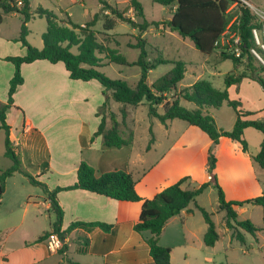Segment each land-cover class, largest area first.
I'll list each match as a JSON object with an SVG mask.
<instances>
[{
  "label": "rangeland",
  "instance_id": "rangeland-1",
  "mask_svg": "<svg viewBox=\"0 0 264 264\" xmlns=\"http://www.w3.org/2000/svg\"><path fill=\"white\" fill-rule=\"evenodd\" d=\"M100 1L30 0V6L32 11L38 6L52 10L58 19L62 21H65L69 16L79 24L90 20L95 12H99L101 20H98L93 27L97 38L100 41H106L105 43L110 47L116 48L129 62L135 61L139 49L129 46V43L136 41L135 37L139 29L134 28L127 22L117 21L113 29L104 32L102 13L107 11L102 12ZM106 1L118 6L119 9L125 10L126 15L134 17L132 8H128L129 0ZM139 1L143 7L144 16L136 19L140 23L148 22L143 32V37L146 39L147 59L153 61L154 59L163 58L169 61H184L186 72L179 83L181 85L179 88L194 82L198 75L200 78L211 80L215 87L224 89V77L234 69L233 61L229 58H219V51H215L210 55L202 53L189 38L181 36H179L181 38H178V34H173L167 30L157 33V28L162 29L164 24L155 25L152 22L169 20L172 16V8L159 5L153 0ZM250 1L259 10L264 11V0ZM21 23V14L10 13L4 16L0 24V103L1 100H5L9 87V81L7 87L5 79L10 71L11 76L14 71L13 64L4 60V57L26 53V47L22 46L21 42L17 40ZM27 27L29 29L26 36L28 44L39 49L42 48V33L47 28L46 18L33 14L27 22ZM182 39L185 43L182 42ZM71 51L76 53L77 48L73 46ZM104 63L106 64L97 69L111 78H122L129 83H134L140 77L141 68L139 66L117 64L107 62V60H104ZM252 63L255 66L257 65L255 61ZM59 64L63 65L62 63ZM171 67L172 63L170 62L157 64L155 68L148 72V83L151 84L157 80ZM39 69L44 71L38 72ZM21 73L26 76L27 85L18 92L16 104L23 109L25 115L42 116L39 122L45 126L48 125V128L44 127L42 129L44 130V138L40 136L35 142L27 141L30 135L22 137L23 142L26 141L28 144L22 147V151H18L22 158V169L11 175L12 177L7 178L8 180L6 179L5 197L12 202H17V204L21 202L22 208L16 214H11V216L8 215L5 207L1 209L0 228L9 224H17V222H20L21 214H24L20 230L17 228L11 234L13 238L10 239L9 243L12 241V244H16L18 238L24 235L35 237L43 230H49L51 222L54 220L53 211L48 210L42 203L47 195L39 185L30 182L27 174L39 180V176L35 175V171H38L39 174L42 171L43 175H41L40 181L50 185V187L69 184L75 180L72 169L81 160L94 168H98L99 164H103L106 167L116 166L126 170L131 173L138 194L145 198H151L156 190L169 183L176 182L182 176H189L184 184L187 188L199 186L201 181H207L204 179L206 175H209L206 165L208 151L211 149L217 161L215 174L224 190L226 199L244 200L264 193V168L252 162L251 159L252 167H248L249 162L244 157L246 156L245 153L256 154L260 150L263 135L255 128L244 130L243 136L248 145V150L245 153L242 151L241 145H234V141L230 138L227 139V142H222L219 147H216L206 133L190 125L185 120L174 118L168 119L164 123L157 117L149 115V104L146 100L137 105H125L114 100L109 92L103 114L100 112V115H106V128H109L112 124L109 111L114 112L119 123L120 133L127 143L121 147H107L103 144L102 135H97L96 138L94 137L96 139L95 144L87 148V146L81 145V141L85 142L88 135L91 136L90 132L98 127L101 116L95 114L101 110V105L106 100V95L102 93L103 87L101 84L97 80H91L90 82L70 80V84L65 82L66 85L63 83L65 85L63 86L61 82H57L51 77L50 71L36 66H25L24 71ZM262 75L264 78V72ZM36 76H40V79L36 80ZM58 79L60 80L61 77ZM257 85V87L241 85V89L230 88L229 92L233 98H240L245 108L260 109L263 107V91L258 83ZM68 93H70V99L66 97ZM170 96L168 95V97ZM64 98L65 101L63 102ZM68 100L69 104H67ZM181 104L189 109L195 107L194 103L186 100H182ZM123 107L127 111L124 120L121 113ZM157 110L159 113L164 112L162 105L158 106ZM6 112L8 113V115L6 114V123L12 125L17 136H22V113L15 106H10ZM62 113L69 117H66V119L59 118ZM209 113L213 116L219 129L224 131L232 129L236 119L232 107L224 103L218 108H210ZM48 115L52 118L47 119ZM34 133L33 137H36ZM77 134H80V138L77 137ZM5 137V130L0 127V171L10 167L13 163L4 154ZM99 142L103 145L102 149L98 146ZM149 145L150 147H148ZM51 154V159L54 162L53 167L45 169L40 167L41 164L44 165L49 160ZM35 163L36 165L39 164V167ZM250 177L255 181L252 185L247 184L246 179L250 181ZM28 194L33 195L30 200L39 203L25 205L26 201L29 200L26 198ZM217 198V190L212 184H209L195 199L197 205L204 207L211 214L216 230L221 235L216 248L212 250L211 248H205L203 244L199 246L192 243L186 244V246L175 245L171 249L173 260H181L184 256L185 247H187V249L195 248L199 254L205 249L213 252L214 260L212 264H264L262 207L252 203L237 206L238 219H249L259 228L255 235L241 229L245 236V242L240 243L237 239L231 237V229L229 230L225 225V213L217 209ZM195 203H190L192 211L186 215L183 221L177 219L171 221V223L185 224L195 232L202 234L205 232L207 225ZM130 205L136 207L133 206L136 205L134 203H130ZM24 207H27L25 212L23 211ZM130 232L133 233L131 230ZM134 234L137 235L136 232ZM168 242L172 241L168 240ZM74 243H71L70 251L66 255L68 258L78 259L79 262L85 264H92L94 260L98 259L89 254H79L75 249L77 241H74ZM27 245V251L32 252V256L30 255V259L28 258L26 261L23 260L21 263L15 264H32V258L35 259L34 264H57L58 262L69 264L65 255L48 254L45 240H43V243L42 241L38 243L28 241ZM63 247L64 242L63 246L57 251H60ZM14 258L15 255H12L10 259L13 260Z\"/></svg>",
  "mask_w": 264,
  "mask_h": 264
},
{
  "label": "trees",
  "instance_id": "trees-1",
  "mask_svg": "<svg viewBox=\"0 0 264 264\" xmlns=\"http://www.w3.org/2000/svg\"><path fill=\"white\" fill-rule=\"evenodd\" d=\"M162 6H169L173 9L169 20L152 22L155 25L160 23L167 26L171 31L176 32L183 38H189L193 45L204 54H211L219 51L221 57L229 58L233 61L234 69L228 72L224 77L225 88L219 89L213 83L204 78L197 79L192 84L179 88L180 81L184 78L186 63L182 60H166L163 58L150 61L147 59L145 49L146 39L143 37L148 22H138L137 17H143V7L139 0H129L128 8H132L134 17L125 14V10L112 5L106 0H101L102 4V28L104 32L113 29L117 21L129 23L134 28H138V34L134 43L129 46L139 49L138 57L135 61L129 62L127 58L116 48L110 47L106 41H100L97 38L96 31L93 28L98 20H101L100 13L95 12L92 18L83 24L74 22L69 16L65 21L58 19L52 10L41 6L31 10L30 0H0V23L5 15L18 13L22 15L20 33L17 38L22 46L26 47V53L23 55H7L4 60L9 61L14 66L13 75L9 79L6 101L0 103V127L5 130V156L12 160V165L5 170L0 171V202L5 190L6 179L15 172L20 171L22 161L19 153L14 149L9 138L10 126L6 123V111L14 104V93L17 87L23 83L21 65L32 63L36 60H47L50 63L62 62L72 80L90 81L97 80L103 87L102 93L106 95V100L101 105V110L96 115L103 114L106 106L108 93L111 97L123 104L137 105L143 100L149 104V115L155 116L162 122L168 119L179 118L185 120L190 125L199 128L207 134L213 145L219 143L221 137L230 138L241 145L242 151L248 150L247 141L244 138V130L248 127L255 128L262 133L260 150L250 155L252 162L264 168V107L260 118L254 117L259 111H251L243 107L240 98H232L229 94L231 86L238 87L243 78L256 81L262 87L264 93V78L260 74L264 71V66H252V57L245 59L235 57L230 51H225L222 47L215 45V42L221 37L223 32L228 29L229 32H236L241 38L240 47L243 51L254 44L252 29L260 25L259 18L254 12L246 6L241 0H153ZM231 3L234 7L229 10ZM33 14L45 17L47 28L42 33L43 47L37 48L31 46L26 41L29 33L27 22ZM75 46L77 52L71 51ZM102 55V56H101ZM104 60L124 65H136L141 68L139 79L134 83H129L122 78H111L100 72L97 68L103 66ZM163 62L172 63V67L161 77L152 82L147 81V75L157 64ZM243 66L241 71L239 68ZM168 95H171L168 97ZM186 100L195 104L194 108H187L181 104ZM232 107L236 114L233 127L229 131L221 130L217 127L213 116L209 113L210 108H218L222 104ZM162 105L163 113H159L157 107ZM20 109L19 107H17ZM122 118L127 115L126 109H121ZM112 124L106 128V115H100L98 127L89 138L92 142L94 137L102 135L103 144L107 147H121L127 143L122 137L118 128L119 123L115 114L109 111ZM86 140V141H87ZM152 140V139H151ZM82 145H85L83 140ZM150 147V145L148 146ZM48 164V161L44 163ZM216 165V157L212 150L207 155V170L209 179L199 186L187 188L184 186L189 176H183L176 182L168 185L158 191L151 198H143L135 188V181L131 173L124 169L116 167L112 170L102 168L103 165L94 168L87 162L81 160L76 167V180L69 185L55 186L50 189L46 183L27 174L33 184L39 185L48 199L50 208L54 213V220L49 230H44L35 239V242H41L52 232L57 233L64 241L67 232L79 226L92 227L99 226L103 230H109L110 224L101 221H80L71 222L66 229H62L63 209L57 198V192L68 189H85L90 192L107 196L116 200L141 202V208L133 230L141 233L148 231L150 235L145 238L152 264H172L170 261L171 248L159 244L160 234L166 222L173 216L178 215L182 210L192 211L189 208L190 203L194 202L196 197L209 185L217 190L218 202L217 209L225 213V225L230 230L231 237L237 239L240 243L245 242L244 230L253 235L259 229L249 219L239 220L237 206L244 203H252L262 207V221L264 227V193L246 198L244 200L226 199L224 190L218 182L216 174L213 172ZM196 208L201 212L207 225L203 235V242L206 246H213L219 239L220 234L216 230L215 223L204 207L197 205ZM3 235H0V241ZM73 264H85L74 261Z\"/></svg>",
  "mask_w": 264,
  "mask_h": 264
},
{
  "label": "crops",
  "instance_id": "crops-1",
  "mask_svg": "<svg viewBox=\"0 0 264 264\" xmlns=\"http://www.w3.org/2000/svg\"><path fill=\"white\" fill-rule=\"evenodd\" d=\"M248 1H250V0H248ZM172 12H173V9H172ZM136 21H137V19H136ZM157 30H158L157 33H162V30H167L173 34H177L176 32L171 31L165 25L162 26V29L158 27ZM177 36H178V38H181V37H179L180 36L179 34ZM182 42L185 43L184 39H182ZM219 56H220L219 58L223 59L220 54H219ZM59 63H62V62L50 63L49 61L44 60V59L36 60V61H33L32 63L22 64L21 65V72L24 71L25 66H30V67L36 66L38 68L41 67V68L46 69L47 71H50L51 77L54 78L55 80H57V82H61L62 85H63V83L66 85L67 82H68L67 84H70L71 83L70 80H72V79L69 78L68 72L65 69V67H62V66H64V64L62 63L63 65L61 66ZM252 66H255V65H253V63H252ZM255 67H258V65H256ZM242 69H243V66H241L239 68V71H241ZM37 71L42 72L44 70L39 69ZM263 72L264 71H261L260 74L262 75ZM11 74L12 73L10 71L9 75L5 79V85L7 87H8V81L11 78ZM59 77H61L62 81H61V79L60 80L58 79ZM23 79H24L23 83L17 87V89L14 93V104L12 105V106H15L16 108L19 107L20 109L17 108V110H19L22 113V117H21V122H22V124H21L22 133L21 134H22V136H17L15 134L16 132L13 131L12 125L8 124L10 126L9 138L11 140L12 145L14 146V149L17 152L22 151V147L24 145H26V146L28 145L26 143V141L23 142L22 137L30 135L29 138L27 139V141L35 142L37 139H39L40 136H42V137L44 136V130H42V129L44 127L48 128V125L45 126L44 124H40L39 121H41L42 116L32 117L29 114L25 115L23 109L20 106H17V104H16L17 94L19 91L24 89L27 85V80H26L25 75L23 76ZM37 79H40V76H36V80ZM197 79H200V76L197 75L196 80ZM73 81H75V80H73ZM78 81H81V80H78ZM90 81H86V82H90ZM65 85H63V86H65ZM241 85L256 86V87L258 86L256 81L248 79V78H243L242 81L240 82V84L238 85V87L231 86L230 88L231 89L235 88L236 90H238V89H241ZM178 86H181V85L179 84ZM186 86H188V85H186ZM186 86H183V87H186ZM58 92H60V91H58ZM229 94H230V92H229ZM66 97H67V99H70V93H68V95H66ZM230 97H232V96L230 95ZM5 101H6V96H5V100L3 99V100H1V102H5ZM64 101H65V98L63 99V102ZM262 101H263V107H264V93H263ZM69 103L70 102L68 100L67 104H69ZM263 107L260 109H255V110L248 109V108H246V109L251 110V111H259L256 115H254V117L260 118L262 116V113H263L262 112ZM6 114L8 115L7 112H6ZM49 117L52 118V116L48 115L47 119H49ZM66 117H69V116H66L64 113H62L61 116H59V118H62V119H66ZM43 118H44V116H43ZM6 121H7V117H6ZM44 123H45V121H44ZM106 125H107V122H106ZM248 128H252V127H248ZM94 131L95 130H92L90 132L91 136L94 133ZM33 132H35L34 134L36 135V137H33ZM91 136L89 134L88 137L85 139V146H87V148L92 146L96 142V139H94L92 142L88 141ZM77 137L80 138V134H77ZM227 139H228L227 137H224V136L221 137L219 143L216 144L215 146L219 147L222 144V142H227ZM43 140L45 141V139H43ZM78 143H79V141H78ZM45 144H46V142H45ZM235 144L237 146L238 145L240 146L239 142H237V141H234V145ZM79 145H80V143H79ZM81 145H82V143H81ZM98 146H100V149H102V147H103L101 142L98 143ZM245 155L246 156H244V157L249 162L248 167H252V165L250 163V155H253V154L245 153ZM51 156H52V154L50 155V158L48 160V164L47 165L41 164L40 167H44V169L45 168H52L54 162L51 159ZM20 158H21V154H20ZM21 161H22V158H21ZM216 164H217V161H216ZM35 165H36V163H35ZM99 165H103V164H99ZM36 166L39 167V164H37ZM76 167L77 166H75L72 169L73 170L72 172L75 174V180H76ZM215 167H216V165H215ZM102 168L112 170V169L116 168V166L115 167L114 166L106 167L103 165ZM215 171H216V168H214L213 172L215 173ZM35 175H38L39 180H40L42 177L41 175H43V174H42V171L40 174L38 173V171H35ZM10 177H12V176H10ZM208 179H209V175H206V178L204 180H208ZM246 180H247V184H249V185H252L255 183V181L252 180L251 177H250V181L248 179H246ZM202 182L203 181H201L200 183H202ZM72 183H69V184H72ZM69 184L56 185V186H65V185H69ZM168 185H170V183L167 184L166 186H164L163 188L167 187ZM47 186H49L50 189L54 188V187H50V185H47ZM135 188H136V184H135ZM163 188L156 190V192H154V194L157 193L158 191L162 190ZM6 189H7V181L5 184V190H4L2 197H1L0 210L5 207L8 215L11 216V214L14 215L18 211L21 210L22 203L19 202V204H17V202H12L11 200H8L5 197ZM154 194H153V196H154ZM32 196L33 195L28 194V196L26 198H28L29 200L26 201L25 205H29L30 203H33V204L39 203V202L30 200L32 198ZM57 198H58L59 203L63 209L62 229H66L68 227V225L75 220H80V221H85V222L101 221V222L110 224L111 228L109 230H103L99 226H92V227L79 226V227L73 228L72 230L67 232L65 237H64L63 249H61L60 251L53 252V251H49L46 248L48 254L58 253V254H62V255L66 256L70 251L71 243L75 244L74 241H77V244L75 246L76 251L79 254H83V255L89 254L90 256L97 257L98 259L94 260L95 264H145V263L152 264V259L149 255L148 248H147L146 242H145V238H147L150 235V233L149 232L146 233V231L138 233V232L133 230V225L138 218L140 208H141V202L140 201L131 202V201L116 200V199H113V198H110L107 196H103V195H99V194L90 192V191L85 190V189H80V188L60 190L57 192ZM143 198H145V197H143ZM42 203L45 205V207L48 210L51 209L50 208V200L48 199V197L45 196L44 202H42ZM130 203L136 204V205H133L136 207H132L130 205ZM130 207L132 209L131 213H130ZM189 208L191 209L190 205H189ZM26 209H27V207H24L23 211L25 212ZM189 213H190V211L188 212L186 210H182L178 215L171 217L166 222V224H165V226H164V228L160 234V237H159V244L162 246L170 247L171 249H173V247L175 245L186 246V244H189V243L196 244V245L198 244L199 246H202V244H203V246H205V248H211L212 250L214 248H216L218 242L221 239V235L213 246H206L203 242V235L205 232L200 234L199 232H195L192 228H190L189 226H187L185 224L171 223V221L177 220V219L183 221L186 218V215H188ZM23 217H24V214H21L20 222H17V224H9V225L7 224L8 226H3L0 228V235H3V239L0 241V264L21 263L23 260L26 261L28 258L30 259V255L32 256V252L30 253L29 251H27V248H28L27 242L28 241L35 242V239L40 234H37L35 237L24 235L23 237L18 238L17 243L15 242L16 244H12V241H11V243H9L10 239L13 238L11 234L17 228L20 230ZM130 230L133 231V233L130 232ZM134 232H136L137 235H135ZM165 236H167V237H165ZM29 237H32V238H29ZM28 239H31V240H28ZM168 240H171L172 242H168ZM35 243H38V242H35ZM42 243H43V241H42ZM13 245H15V246L13 247ZM16 245H18V246L16 247ZM24 249H25L26 253L24 252ZM12 255L13 256L15 255V258L13 260L10 259ZM213 255H214L213 252L206 251V249L201 254H199L196 252L195 248L187 249V247H185L184 256L181 258V260H176V261L173 260L171 253H170V260H171L172 264H212V262L214 260ZM66 259L68 260L69 264H73L74 261H77V262L80 261L78 259H74V260L72 258L70 259L67 256H66ZM61 260H62V258H61ZM34 261H35V259L32 258V262H33L32 264H34ZM94 262H92V264ZM57 264H60V263L58 262Z\"/></svg>",
  "mask_w": 264,
  "mask_h": 264
},
{
  "label": "built area",
  "instance_id": "built-area-1",
  "mask_svg": "<svg viewBox=\"0 0 264 264\" xmlns=\"http://www.w3.org/2000/svg\"><path fill=\"white\" fill-rule=\"evenodd\" d=\"M248 6L259 18L260 25L252 29L254 44L247 51H243L240 47L241 38L236 32H229L226 29L221 37L215 42V45L222 47L225 51H230L235 57L245 59L248 56L259 66H264V11L259 10L248 0H241ZM235 3H231L229 10L234 7ZM63 240L57 233H50L45 238L46 247L49 251H57L63 246Z\"/></svg>",
  "mask_w": 264,
  "mask_h": 264
}]
</instances>
